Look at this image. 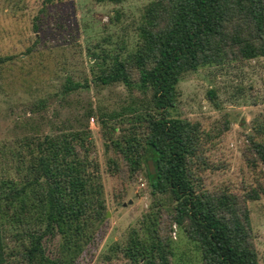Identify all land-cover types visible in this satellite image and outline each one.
I'll return each mask as SVG.
<instances>
[{
  "label": "trees",
  "instance_id": "trees-1",
  "mask_svg": "<svg viewBox=\"0 0 264 264\" xmlns=\"http://www.w3.org/2000/svg\"><path fill=\"white\" fill-rule=\"evenodd\" d=\"M139 36L127 56L105 54L94 79L139 92L135 104L114 115L127 113L129 126L109 138L106 150L115 154L109 170L121 169L120 158L132 175L147 167L151 193L158 197L157 211L130 229L123 255L130 264H174L170 232L176 225L197 244L203 264H261L248 202L264 196V176L242 193L203 188L196 167L207 164L208 133L199 121L172 110L185 74L264 57V0H152L144 8ZM9 59L0 56V65ZM84 86L68 78L63 87L70 92ZM47 104L45 99L34 106ZM248 139L246 158L264 168V122ZM11 155L18 176L0 174V264H76L106 217L90 130L26 135ZM48 235L61 238L58 256L47 253Z\"/></svg>",
  "mask_w": 264,
  "mask_h": 264
},
{
  "label": "rangeland",
  "instance_id": "rangeland-1",
  "mask_svg": "<svg viewBox=\"0 0 264 264\" xmlns=\"http://www.w3.org/2000/svg\"><path fill=\"white\" fill-rule=\"evenodd\" d=\"M151 1L58 0L45 6L44 0H0V56L10 57L0 65V174L18 176L11 149L19 139L53 129L88 127L93 156L100 164L106 217L76 264H130L121 249L130 229L140 226L147 212L158 209L147 167L132 175L120 158L121 169L114 174L109 170V157L115 156L112 149L106 150L109 138L129 126L127 113L114 115L135 104L139 92L132 94L122 83L94 82L105 54L125 57L137 47L141 17ZM68 78L85 86L64 92ZM178 89L173 115L199 121L208 133L207 164L196 167L203 188L242 193L261 179L262 164H250L246 152L248 135L264 122V57L187 73ZM45 99V108L34 106ZM248 205L264 264V196ZM170 236L174 264H203L197 244L182 228L174 225ZM60 240L59 235L46 236L49 255H59Z\"/></svg>",
  "mask_w": 264,
  "mask_h": 264
},
{
  "label": "water",
  "instance_id": "water-1",
  "mask_svg": "<svg viewBox=\"0 0 264 264\" xmlns=\"http://www.w3.org/2000/svg\"><path fill=\"white\" fill-rule=\"evenodd\" d=\"M149 165H150L151 170L154 171V166H153L152 161L149 162Z\"/></svg>",
  "mask_w": 264,
  "mask_h": 264
}]
</instances>
